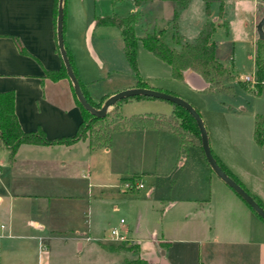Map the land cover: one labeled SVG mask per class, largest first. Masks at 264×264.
Segmentation results:
<instances>
[{
	"label": "crops",
	"instance_id": "obj_1",
	"mask_svg": "<svg viewBox=\"0 0 264 264\" xmlns=\"http://www.w3.org/2000/svg\"><path fill=\"white\" fill-rule=\"evenodd\" d=\"M101 2L111 0L63 2L64 46L76 77L95 102L135 87L137 81L120 30L95 27L96 16L108 11L124 16L138 13V36L147 30H162L168 45L176 49L194 43L208 21L215 24L214 45L215 34L221 29L235 46L231 14L240 16L239 30L248 29L255 47L251 75L242 77L233 64L231 67L222 62L216 45L215 57L234 77L232 81L224 79L223 84L236 83L247 94L250 109L217 101L213 111H204L200 97L222 92L204 91L207 82L192 70H186L182 79L173 78L170 65L145 49L141 41L137 62L142 81L192 103L207 128L212 152L264 202V152L259 161H252L242 151L247 143L256 144L252 135L254 117L264 113V88L256 93L253 86L258 39L255 29L264 15V0H253L254 16L250 15L248 21L247 0H122L118 3L128 4L126 12L121 10L122 5H106L105 11L97 12ZM57 8L58 0H0V92L14 91V109L24 131L40 128L49 139L73 135L82 120L68 76L52 80L45 75L64 66L56 37ZM191 20L196 26L189 35ZM233 30L239 34L236 25ZM16 39L25 52L19 50ZM245 76L251 80L246 81ZM134 104L157 110L127 114L125 109ZM119 111L125 117L169 114L172 105L157 99L131 100L124 102ZM117 136L126 142L155 137L171 143L169 170L165 174L137 170L123 175L122 169L110 161L108 176L116 179L99 184L96 188L101 192L94 195L90 167L93 156L110 153L112 147L91 150L86 140L70 145L22 144L12 163L7 151L0 149L4 154L0 158V225H4L0 228V264H50L40 251L44 242L70 243L80 252H91L85 259L87 263L79 256L73 257L71 264H108L109 253L124 252L130 254V260L140 258L152 264H264V222L207 167L194 146L184 149L175 133L154 128H124L114 134V139ZM261 147L264 149V145ZM175 171L179 174L176 177ZM131 176L148 179L151 187L124 189L122 181ZM103 206L108 212L121 208L127 216L136 218L126 226L120 221L117 228L126 243L138 246L137 251H110L102 246L122 243L110 232L107 236ZM147 217H153L152 226L144 224Z\"/></svg>",
	"mask_w": 264,
	"mask_h": 264
},
{
	"label": "trees",
	"instance_id": "obj_2",
	"mask_svg": "<svg viewBox=\"0 0 264 264\" xmlns=\"http://www.w3.org/2000/svg\"><path fill=\"white\" fill-rule=\"evenodd\" d=\"M116 1L118 0H113V2ZM138 22L139 14L133 12L126 16L119 15L116 13H111L108 15H99L95 17L94 23L95 27L112 26L117 27L120 30V35L124 43V52L126 58L133 71L135 72L137 78L135 87L153 88L146 82L142 81L139 76V68L137 62V45L138 41H141L145 49L150 51L154 56H156L160 60L170 65L173 78L182 79L186 70H192L199 74L202 79L207 82V87L204 89V91L211 92L217 90L222 93H233V86L224 85L223 80L226 79L227 81H232L234 77L231 75L229 70L215 57V45L212 41V35L215 30V24L212 21L206 22V24L196 37L194 43L182 44L179 49L173 48L168 45L164 38L162 30H147L143 36H138L136 33V26ZM16 43L18 45L19 50L21 52H25V50L22 48L21 44L17 39ZM255 66L256 71L253 86L255 88L256 93H259L264 88V39H257ZM45 75L46 77L52 80H58L62 77H67V73L64 66H61L57 70L46 71ZM242 85L246 86L243 83ZM80 86L87 101L95 108H100L104 99H101L99 102L93 101L81 83ZM160 91L176 95L169 91ZM141 99L152 98L143 96L127 97L118 101L113 107L115 108L117 104H123L127 101ZM14 100L15 94L13 90L0 92V149L7 151L8 161L10 163L13 162L16 152L19 146L22 144L70 145L79 140H86L88 148L91 150L102 147L109 148L111 146L114 133L124 128H128L131 130L154 128L158 130L171 131L177 135L180 147L187 149L189 146H194L198 150L200 155L205 159L204 152L201 146L200 133L195 120L187 112L186 109L172 102L166 101L172 105V111L169 114L146 113L135 114L129 117H125L118 112L114 115H111V113L107 112L104 117H97L85 110L80 105L75 96V101L78 104L82 115V120L78 125L76 132L71 136H63L59 138L49 139L46 137L44 131L40 128L35 131H24L21 128L15 113ZM252 135L257 145H264V113L255 115ZM213 156L216 159L217 163L220 165V167L229 176H231L242 188H244V190H246L254 198V200L264 209V202L252 193H250L242 185V183L234 177V175L216 157L214 153ZM102 246L110 251L138 250V246L128 244L126 242H122L119 245L102 244ZM123 264L152 263H149L148 261L140 258H136L133 260L124 259Z\"/></svg>",
	"mask_w": 264,
	"mask_h": 264
},
{
	"label": "rangeland",
	"instance_id": "obj_3",
	"mask_svg": "<svg viewBox=\"0 0 264 264\" xmlns=\"http://www.w3.org/2000/svg\"><path fill=\"white\" fill-rule=\"evenodd\" d=\"M122 0H118L116 2H101L98 7H97V12L100 11H105L106 10V5L107 7L114 6V8L117 6V8H120L121 5L123 9L122 11L126 12L128 9H124L127 7V3H118L121 2ZM249 1L250 4H249ZM247 10H246V15H247V21L248 18L253 15L254 11V6H253V0H247ZM264 9V7H263ZM231 14V19H232V33H231V38L233 37L237 42L235 46H233L232 42L227 41L226 38V33L223 30H219L214 37L215 40V45H216V54L218 58L224 62L225 64L229 65L232 67V64L234 66V70L238 73L240 76L244 75H251L253 71V56L255 52V47L252 45V38L249 36L248 29L245 31L243 28L239 30V27L242 24V21L240 20V16L237 14L234 16V12ZM111 14V12H107L102 15H108ZM138 14V13H137ZM264 17V15H263ZM263 18L261 17L258 23L262 20ZM65 22H66V16H65ZM190 25H188L187 28V33L190 35L195 31V26L196 22L195 21H190ZM257 23V24H258ZM234 25L237 26V32L239 31V34L235 33L233 30ZM257 27V25H256ZM264 29V27H263ZM255 32L258 35L257 28L255 29ZM139 46H141V43H139ZM233 93L228 94V93H218V94H209V93H204V97L201 98V103L204 107V111H213V108H216V103L217 101H223L225 104H229L234 108H239V107H246L250 109L251 107H248V102L249 98L246 93H244L240 87L234 83L233 84ZM187 101V100H186ZM128 102V101H127ZM189 102V101H188ZM190 103V102H189ZM192 105V103H190ZM195 104V103H193ZM122 104H117L116 107L114 108L113 106L108 109V112L111 113V115H114L115 113H120L119 107ZM193 106V105H192ZM194 107V106H193ZM195 108V107H194ZM157 110L156 107H142V106H137V105H132L128 106L125 109V112L127 114H132L140 111H153ZM204 117L208 118L207 113H204ZM207 129V128H206ZM115 134V133H114ZM171 143H164L161 142L160 139H157L155 137H147L145 139L142 138H137L135 140H129L128 142L123 141V139L120 138V136H117L116 139H112L111 143V151L110 153H105V152H98L93 156V161L91 162V183H92V189H93V194L97 195L101 191L100 188H96L99 184H109L112 183L115 177L108 176V164L110 161H113L115 164L114 166L117 167L118 169H122L121 171L123 172V175H126L127 173H131L133 171L137 170H148V171H156L159 172L160 174H165L170 166H171V159L169 156L170 153V146ZM211 147V144H210ZM196 149V148H195ZM257 144H249L245 146V148H242V151L246 153L248 158H250L252 161H259L261 158L264 149ZM198 152V150L196 149ZM3 153H0V158L3 156ZM198 155L200 158H202L205 162L206 165L207 162L205 159L200 155L198 152ZM179 161V160H178ZM209 167V166H207ZM179 175L177 171L173 173V176ZM131 176L124 181H122V186L124 187V183L127 182L129 179H132ZM144 182L143 186L145 185V190L147 188L151 187V182L146 179L142 178ZM217 179V178H215ZM160 184L163 186V180L160 178ZM166 181L169 179H165ZM90 182V180H88ZM156 186L161 188L159 182L154 183ZM133 197V196H132ZM134 199V198H132ZM102 215L105 217L103 220V225L105 226V229L107 231V236H109V232L112 228L114 227H119L120 221L123 220L126 224H129L131 221H136V218L133 216H127L123 212V209H117L116 211L110 210L109 212L104 208L103 206V213ZM145 219V220H144ZM143 222L148 226L150 224L152 226L153 224V217L150 218H144ZM50 244V243H49ZM40 251L42 254L46 255V259L50 262V264H60V261H62L64 264H71L73 262V257L79 258L81 256V260L84 261V263H87L85 261L86 258H88L90 255L89 250H83L80 252L78 249L74 248L73 244L70 243H53L50 245H46V243H42L40 245ZM37 252V251H36ZM121 256L123 259H121ZM108 264H122L124 259H129L130 260V254L129 253H109L108 256ZM121 259V260H120ZM62 263V264H63Z\"/></svg>",
	"mask_w": 264,
	"mask_h": 264
},
{
	"label": "water",
	"instance_id": "obj_4",
	"mask_svg": "<svg viewBox=\"0 0 264 264\" xmlns=\"http://www.w3.org/2000/svg\"><path fill=\"white\" fill-rule=\"evenodd\" d=\"M64 0H58V8L56 15V37H57V45L58 49L67 73L68 78L70 79L73 87L74 94L80 103V105L97 117H104L108 109L114 106L118 101L127 98V97H136L143 96L149 97L152 99H160L163 101L172 102L177 104L184 109L193 117L195 120L201 138V146L204 152L205 160L210 167L211 171L221 179L228 187H230L250 208L264 221V209L254 200V198L242 188L231 176H229L217 163L216 159L213 156L209 137L207 133L206 126L204 121L200 115V113L185 99L178 95H173L167 92H163L153 88H145V87H132L128 89H124L114 93L107 97L100 108H95L92 106L84 96V93L81 89L80 83L74 73L71 62L68 58L66 48L64 46V37H63V27H64V8H63ZM264 17L257 24V32L258 38L264 39Z\"/></svg>",
	"mask_w": 264,
	"mask_h": 264
},
{
	"label": "built area",
	"instance_id": "obj_5",
	"mask_svg": "<svg viewBox=\"0 0 264 264\" xmlns=\"http://www.w3.org/2000/svg\"><path fill=\"white\" fill-rule=\"evenodd\" d=\"M245 80L246 81H250L251 78L249 76H245ZM124 187L125 189H141L143 187V182L140 180V178L138 176L132 177V179H129L127 182L124 183ZM124 221L121 220V223H123ZM0 228L3 229L4 225H0ZM110 234L115 238V240L119 241V242H125V236L124 234L117 228L114 227L110 230Z\"/></svg>",
	"mask_w": 264,
	"mask_h": 264
}]
</instances>
